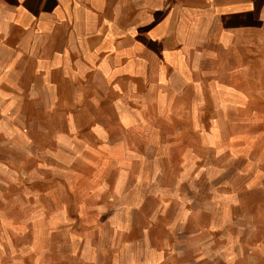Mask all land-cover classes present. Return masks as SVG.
I'll list each match as a JSON object with an SVG mask.
<instances>
[{
	"label": "rangeland",
	"instance_id": "rangeland-1",
	"mask_svg": "<svg viewBox=\"0 0 264 264\" xmlns=\"http://www.w3.org/2000/svg\"><path fill=\"white\" fill-rule=\"evenodd\" d=\"M260 17L167 87L0 26V264H264Z\"/></svg>",
	"mask_w": 264,
	"mask_h": 264
},
{
	"label": "crops",
	"instance_id": "crops-1",
	"mask_svg": "<svg viewBox=\"0 0 264 264\" xmlns=\"http://www.w3.org/2000/svg\"><path fill=\"white\" fill-rule=\"evenodd\" d=\"M145 4V0H0V26L41 38L59 33L63 49L52 52L75 53L73 60L68 55L69 60L111 83L126 78L129 83L142 79L146 86H190L192 60L206 51L207 43L254 28L264 13V0Z\"/></svg>",
	"mask_w": 264,
	"mask_h": 264
}]
</instances>
